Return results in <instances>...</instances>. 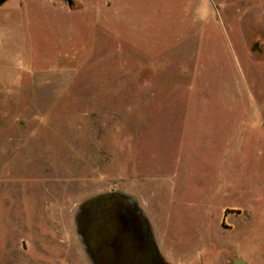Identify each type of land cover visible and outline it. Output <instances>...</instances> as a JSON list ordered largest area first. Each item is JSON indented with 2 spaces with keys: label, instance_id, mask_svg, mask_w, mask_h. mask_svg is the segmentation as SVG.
<instances>
[{
  "label": "rangeland",
  "instance_id": "1",
  "mask_svg": "<svg viewBox=\"0 0 264 264\" xmlns=\"http://www.w3.org/2000/svg\"><path fill=\"white\" fill-rule=\"evenodd\" d=\"M263 126L264 0H11L0 264H264Z\"/></svg>",
  "mask_w": 264,
  "mask_h": 264
},
{
  "label": "trees",
  "instance_id": "2",
  "mask_svg": "<svg viewBox=\"0 0 264 264\" xmlns=\"http://www.w3.org/2000/svg\"><path fill=\"white\" fill-rule=\"evenodd\" d=\"M111 200V201H114L112 198L110 197H107V196H102L100 199H98V201L94 202L92 200V202H89V204L86 206V208L83 210V213H82V217H81V227H82V230L85 232V234H88V229L87 228H83V225L84 226H87L88 224H90L91 222H96V223H99V218L103 216V212H102V203L100 200ZM118 200V199H117ZM120 201L118 203V207L119 209L121 207H125V204L121 202V199L118 200ZM111 212H114L113 213V216L115 218V215H118V217L120 218V215L118 212H116V210H113ZM127 215L126 213V209L123 210V215ZM104 219V218H102ZM116 219V218H115ZM84 234V233H83ZM97 241L94 239V238H90L89 236V242H87V245L89 247V249L91 250L93 256L95 257V259L97 260V262L99 264H113L112 260L110 262H106L103 258V256H101L100 254L103 253L102 250L98 249V246L97 244ZM126 257H124L125 259Z\"/></svg>",
  "mask_w": 264,
  "mask_h": 264
},
{
  "label": "crops",
  "instance_id": "3",
  "mask_svg": "<svg viewBox=\"0 0 264 264\" xmlns=\"http://www.w3.org/2000/svg\"><path fill=\"white\" fill-rule=\"evenodd\" d=\"M11 0H6V2L5 3H3V4H1L0 5V7L1 6H5V5H7L9 2H10ZM70 5V4H69ZM72 5V4H71ZM70 5V6H71ZM261 132H263L264 133V126H263V130L261 131ZM250 139H251V141H253V139H255L254 137L252 138H250L249 137V141H250ZM248 140V139H247ZM262 142H260V144L259 145H262L261 144ZM235 144V143H234ZM234 144H233V146H234ZM263 145H264V138H263ZM233 151H235V147L233 148ZM235 153H236V151H235ZM255 156H256V160H257V164L259 165V169H260V172H259V170L258 171H256V169L254 170V171H256V172H259L260 173V175H261V177H258V178H256V179H253L252 180V175H253V170L251 171V175L249 176V177H251V179L248 181V182H245V184H244V190L245 191H248L249 193H250V195H252V197H260V196H263L262 195V192H263V190H264V169L262 170V168H264V147L263 148H260V149H258V151L257 152H255V154H254ZM261 171H262V173H261ZM252 180V181H251ZM249 189H250V191H249ZM259 190H261V192L259 193L258 191ZM260 195V196H259ZM251 197V198H252Z\"/></svg>",
  "mask_w": 264,
  "mask_h": 264
},
{
  "label": "water",
  "instance_id": "4",
  "mask_svg": "<svg viewBox=\"0 0 264 264\" xmlns=\"http://www.w3.org/2000/svg\"><path fill=\"white\" fill-rule=\"evenodd\" d=\"M5 2H6V0H0V5L3 4V3H5ZM68 2H69L70 5L72 4V0H68ZM137 206H138V204L135 203V202H133L132 208H133L137 213H139L138 215H139L141 218H145V215H144L143 211L139 208V206H138V207H137ZM148 224H149V223H148ZM79 225H80V223H78V228H79ZM145 225H146V224H145ZM79 236H80V238H81V240H82L83 248H84V250H85L87 256L92 260V262H93L94 264H99V263L97 262V260L95 259V257L93 256L92 252L89 250L88 245H87V243H86V241H85V239H84V236L82 235V233H81L80 231H79ZM234 264H247V262H246L243 258L240 257V258H238V259L235 261Z\"/></svg>",
  "mask_w": 264,
  "mask_h": 264
},
{
  "label": "flooded vegetation",
  "instance_id": "5",
  "mask_svg": "<svg viewBox=\"0 0 264 264\" xmlns=\"http://www.w3.org/2000/svg\"><path fill=\"white\" fill-rule=\"evenodd\" d=\"M132 213L139 217V215H138L139 213H137L133 208H132ZM86 243H87V241H86ZM101 250H102V247H101Z\"/></svg>",
  "mask_w": 264,
  "mask_h": 264
}]
</instances>
